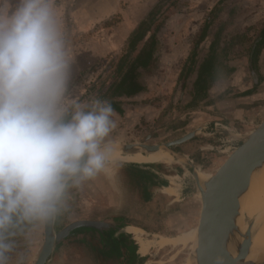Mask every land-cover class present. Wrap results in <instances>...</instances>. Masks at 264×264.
I'll use <instances>...</instances> for the list:
<instances>
[{"label":"rangeland","instance_id":"obj_1","mask_svg":"<svg viewBox=\"0 0 264 264\" xmlns=\"http://www.w3.org/2000/svg\"><path fill=\"white\" fill-rule=\"evenodd\" d=\"M240 1L57 0L69 44L75 55L71 93L76 99L82 100L101 98L108 101L106 89L118 76L120 58L130 55L127 59L131 60L138 53L137 48L132 51L129 45L131 33L147 21L151 13H155L147 37L152 34L160 35L162 47L159 64L151 71L140 70L139 79L146 84V90L136 96L118 98L123 112L119 113L113 108L116 128L109 139L117 149L135 144L165 145L189 134V109L195 108H189V90L195 77L185 69L189 45H194L193 42L198 39L202 29L212 33L217 30L219 23L223 21L221 18L227 17L225 2L228 3L226 7H231ZM256 3L254 7H246L242 15L236 12L232 25L227 28L232 34H242L248 39V43L244 41L245 45H237L232 49V57L238 63L241 59L245 62L249 58L244 49L248 48L249 40L257 36L264 23L262 13H258L257 17L254 15L259 11L254 8L264 9V3ZM208 44L206 42L203 46ZM246 65L248 67L249 64L246 62ZM219 124L218 128L221 129L215 132L222 139L217 144L215 142L217 146L207 144L203 150L192 151L194 157H199L200 164H195L199 173L211 172L238 145L236 139L225 136V132L221 131L231 127L228 124ZM221 144L231 145L232 148L225 149L226 146ZM172 149L183 151L185 156H189V140L173 146ZM176 164L181 169L169 172L180 177L163 182L170 187L167 192L171 197L167 196V201H173L171 210L164 204L167 192L162 193L161 206L157 203L156 212L146 214L142 220L145 228L138 230L136 235L138 244L134 245V250L136 247L140 249L136 256L139 264H182L184 261L185 252L182 248L169 246L162 241L194 228L200 200L198 180L194 175L189 176V165L182 160ZM111 166L125 168L126 163L117 160L107 168ZM157 166H162V163L130 164L128 167L150 176L154 174ZM151 187H155L154 184ZM60 229L55 224V233ZM44 239L45 230L42 228L34 233L30 244L19 242L18 251L25 252L27 264L35 263Z\"/></svg>","mask_w":264,"mask_h":264},{"label":"clouds","instance_id":"obj_2","mask_svg":"<svg viewBox=\"0 0 264 264\" xmlns=\"http://www.w3.org/2000/svg\"><path fill=\"white\" fill-rule=\"evenodd\" d=\"M74 64L57 0H0V264L117 162L112 104L75 98Z\"/></svg>","mask_w":264,"mask_h":264},{"label":"crops","instance_id":"obj_3","mask_svg":"<svg viewBox=\"0 0 264 264\" xmlns=\"http://www.w3.org/2000/svg\"><path fill=\"white\" fill-rule=\"evenodd\" d=\"M256 1L264 3V0H241L235 2L231 7L228 6L230 7L228 8L226 7L228 3L225 2L224 9L227 10L225 12L227 17L221 18L223 21L220 20L217 30L212 33L202 29L201 34H198V39L193 42L194 45H189V56L188 62L185 63V69L195 77L189 90V108L195 107L189 109V135L193 133V136H189L188 139L189 156L186 155V157L183 151H177L179 156L170 153L175 161L162 163V166H157L154 174L150 176L143 172L134 171L128 167L130 166L128 163H126L125 168L111 166L93 180L86 182L80 189L74 191L69 210L54 223V227L55 224L59 225L61 231L69 224L79 220L105 221L113 223L117 227L107 232L91 228H79L72 236L64 238L55 245L46 264H139L136 256L140 253V249L136 247L134 250L138 243L135 238L130 239L123 232V228L130 223L136 227L135 229L145 228L142 220L148 212L155 211L157 203L161 206L162 193H166L170 188L168 183L166 185L163 182L180 177L178 174L174 175L169 171L181 169L176 163L182 160L189 165L191 169L189 176L192 175V165L195 167V164H200L199 157H194L192 151L203 150L207 144L208 146L215 145V142L217 144V141L222 139L216 133L221 129L218 128L219 123L228 124L231 127L229 130L221 131L225 132V136L236 139V144H239L264 121V23L257 36L249 40L248 48L244 49L249 58H246L245 62L244 59H241L238 63L234 61L231 50L227 62L233 68L232 72L226 78L213 83L204 95L196 96L194 93V84L198 77L199 67L209 55L212 40L219 32L223 43L228 42L232 37L243 36L242 34H232L227 28L232 25L236 12L242 15L247 9L246 7H254L257 4ZM254 9L259 10L254 14L256 17L259 15L258 13H262L264 17V9L258 7ZM134 32L135 30L131 33L129 40ZM202 35L205 37L202 38ZM150 36L147 37L146 35L137 44L138 52ZM159 36L156 34L159 46L156 53V66L159 64V52L162 47ZM234 41L233 49L237 45H241L240 38ZM206 42L209 44L204 47ZM246 43H248V39ZM177 52H179L178 49ZM246 62L249 64L248 67ZM142 83L144 84V82ZM144 86L146 88V84ZM193 127L195 128L193 129ZM223 141L224 139L222 143ZM223 145L226 146V144H221V146ZM230 148H232L231 145L225 147V149ZM195 171H197L196 167ZM152 184L155 187H151ZM165 195V203H162L171 210L173 201H167V196L170 195L171 197V194L167 192ZM128 219L132 220L129 221Z\"/></svg>","mask_w":264,"mask_h":264},{"label":"water","instance_id":"obj_4","mask_svg":"<svg viewBox=\"0 0 264 264\" xmlns=\"http://www.w3.org/2000/svg\"><path fill=\"white\" fill-rule=\"evenodd\" d=\"M189 136H193V133L165 145H127L117 149V152L135 154L162 150L179 156L180 154L172 147L183 143L189 139ZM185 160L188 161L186 158ZM263 168L264 121L249 133L211 172L205 175L208 180L204 183V188L199 187L200 207L193 228L197 229V248L194 253L197 264H221V250L224 247L227 248L226 242H224L225 232L221 230L223 227L225 229L226 226L229 228L232 225L238 203L249 186L254 173ZM194 173L195 167L192 165L191 174ZM115 227L117 226L113 223L96 220L73 222L58 233H55L54 224L44 227V243L34 264H46L55 245L64 238L72 236L79 228H91L107 232ZM243 248L244 246H242L241 252L234 256L235 258L231 260L230 264H244L245 253ZM262 257L258 264H264V256Z\"/></svg>","mask_w":264,"mask_h":264},{"label":"bare ground","instance_id":"obj_5","mask_svg":"<svg viewBox=\"0 0 264 264\" xmlns=\"http://www.w3.org/2000/svg\"><path fill=\"white\" fill-rule=\"evenodd\" d=\"M118 161L133 165H152L159 163L174 162V157L166 151L150 153L122 154L118 153ZM205 173L195 171L199 187L204 188L208 180ZM218 223H221L218 221ZM223 223V220H222ZM130 223L125 225V232L130 239L136 238L138 230ZM227 227V226H226ZM222 228L226 247L221 250V264H230L231 260L240 253L244 246V264H258L264 256V168L254 173L249 186L240 199L237 211L234 213L232 225ZM249 231V232H248ZM248 232V234H247ZM172 247H180L185 252L182 264H197L195 250L197 248V229L185 230L181 234L162 241ZM243 244V245H242ZM225 246V245H224ZM146 249H144V252Z\"/></svg>","mask_w":264,"mask_h":264},{"label":"trees","instance_id":"obj_6","mask_svg":"<svg viewBox=\"0 0 264 264\" xmlns=\"http://www.w3.org/2000/svg\"><path fill=\"white\" fill-rule=\"evenodd\" d=\"M154 14L155 13H151L148 19L149 21L143 22L131 36L129 45L132 51L137 48V44L143 40L147 32L150 31L149 26L153 20ZM204 37L205 35H202V38ZM239 38L241 44L247 40L244 36H237L223 43L220 32L216 35L215 39L212 40L209 55L204 59L198 70V77L194 84L196 96L204 95L213 83L226 78L232 72L233 68L229 66L227 61L233 49V45L235 44L234 40ZM222 43L223 45H221ZM158 50V40L156 35L152 34L135 57L131 60L127 59L130 55H125L120 58L118 76L106 89L108 101L117 112H123L121 105H119L118 98L122 96H134L145 90L144 84L139 79V72L140 70L151 71V69L156 66V53Z\"/></svg>","mask_w":264,"mask_h":264}]
</instances>
